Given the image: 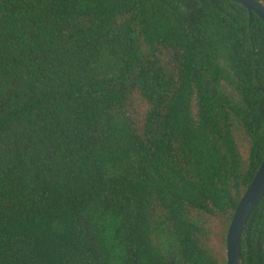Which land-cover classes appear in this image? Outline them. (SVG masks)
<instances>
[{"label": "trees", "instance_id": "1", "mask_svg": "<svg viewBox=\"0 0 264 264\" xmlns=\"http://www.w3.org/2000/svg\"><path fill=\"white\" fill-rule=\"evenodd\" d=\"M263 158L232 0H0V264H226ZM240 249L264 264V196Z\"/></svg>", "mask_w": 264, "mask_h": 264}, {"label": "water", "instance_id": "2", "mask_svg": "<svg viewBox=\"0 0 264 264\" xmlns=\"http://www.w3.org/2000/svg\"><path fill=\"white\" fill-rule=\"evenodd\" d=\"M247 11L248 16L255 14L264 23V6L255 0H232ZM264 196V158L253 179L240 198L226 235V264H244L240 243L246 221Z\"/></svg>", "mask_w": 264, "mask_h": 264}]
</instances>
